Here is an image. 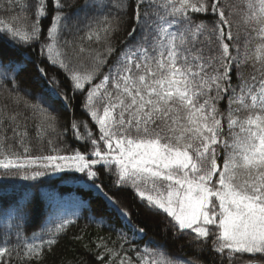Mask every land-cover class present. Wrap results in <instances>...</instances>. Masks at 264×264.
Segmentation results:
<instances>
[{"label":"snow or ice","instance_id":"obj_1","mask_svg":"<svg viewBox=\"0 0 264 264\" xmlns=\"http://www.w3.org/2000/svg\"><path fill=\"white\" fill-rule=\"evenodd\" d=\"M0 12V178H86L113 215L91 221L116 237L89 249L97 264H195L140 247L145 230L98 182L101 169L175 237L211 240L229 264L237 254L264 264V0H3ZM66 33L73 38L62 41ZM37 47L63 80L35 65L33 92L20 77ZM77 95L87 119L70 127L84 150L57 144L67 136L60 114ZM21 199L0 206V264H43L73 221L53 213L26 237L31 198Z\"/></svg>","mask_w":264,"mask_h":264},{"label":"trees","instance_id":"obj_2","mask_svg":"<svg viewBox=\"0 0 264 264\" xmlns=\"http://www.w3.org/2000/svg\"><path fill=\"white\" fill-rule=\"evenodd\" d=\"M3 0H0L2 3ZM82 3V0H79ZM75 11V9H72ZM83 13H81V16ZM0 18H5L0 12ZM131 20H127L126 24L121 26V30L114 36V44L117 48L121 47L120 41L127 38V32L131 30ZM47 26V21H45ZM73 37L65 34L63 39L71 40ZM27 63L26 72L21 75V88L36 91L35 79L38 76L35 65L44 67L49 74L58 73L63 80V74L60 70L53 68L48 61L41 60L39 48L34 51L25 53ZM247 74V73H246ZM235 82V75L233 76ZM63 86L71 95L70 84L64 81ZM82 97L77 95L73 101L72 110H64L59 118V131L63 132L67 129V136L64 141H57L58 145L63 146L65 141L67 147L81 150L85 149V145L77 142L71 134V121L85 120L87 116L81 111L80 103ZM91 124V121L89 120ZM94 129V125H93ZM30 134L32 137L33 155L40 154L37 151L39 147L36 140L35 130L30 126ZM53 133H47L44 139V152L48 150L47 140L53 136ZM79 173H58L49 174L39 178L36 181H22L18 177L0 178V206L7 207L16 201L23 203L22 197H30L29 204L30 215L24 224V234L31 237L32 234L41 232L42 227L46 225V221L55 219L52 214L55 213L61 217H67L73 222L68 228L57 237V244L53 246L51 252L45 249V259L43 264H97L94 255L89 249L95 250L99 237L108 240L109 246L112 241L116 240L114 234H110L107 226H101L91 221L90 217L95 216L97 220L100 217H106L109 221L113 220V215L106 209L104 201L97 195L94 189L87 187L90 182L83 178V182L79 178ZM99 183L104 185V190L115 195L121 200L131 212V220L138 227H143L145 233L139 241L141 248L145 247L146 242L152 245H160L167 249L171 257H179L188 261H195V264H229L226 255L221 257L212 249V242L209 240L206 244L198 243L190 238V236L180 235L175 237L171 229H166L165 217L163 215H154L146 211L135 197L131 188L117 190L112 184V178L108 176L102 169L100 172ZM3 216L0 215V228L4 226ZM119 226V221H116ZM51 226V225H48ZM111 236V239L109 237ZM80 237V239H77ZM47 238V236L45 237ZM15 239V237H13ZM87 246V247H85ZM239 259L234 258V264H242L244 260L250 258L249 254H237ZM14 264L17 262L14 261Z\"/></svg>","mask_w":264,"mask_h":264}]
</instances>
